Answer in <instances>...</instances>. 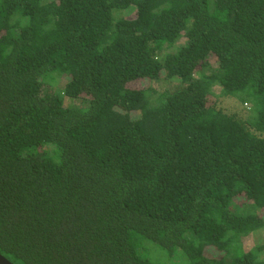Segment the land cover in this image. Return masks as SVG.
<instances>
[{
  "label": "trees",
  "instance_id": "1",
  "mask_svg": "<svg viewBox=\"0 0 264 264\" xmlns=\"http://www.w3.org/2000/svg\"><path fill=\"white\" fill-rule=\"evenodd\" d=\"M262 226L264 0H0L2 256L264 264Z\"/></svg>",
  "mask_w": 264,
  "mask_h": 264
},
{
  "label": "rangeland",
  "instance_id": "2",
  "mask_svg": "<svg viewBox=\"0 0 264 264\" xmlns=\"http://www.w3.org/2000/svg\"><path fill=\"white\" fill-rule=\"evenodd\" d=\"M132 14H133V12L130 15H132ZM165 81L159 79V82H156L155 80H152V82H151L148 80H144L143 78H136V79H133V80H130L129 82H127V86L131 87V88H141V87L151 83V84H153L154 87L158 88L159 90H161L165 87L172 88L173 85L177 86L176 82L174 80H172L174 82L173 85H172V81H169V83H166ZM61 83H62L61 80H59L57 82V84H61ZM65 102L68 103L69 99L66 98ZM263 238H264V226H262L260 229L256 230L253 233V235L251 236V238L245 239L244 244L246 245V247H250L251 245L254 244V242H257V240H258V242H261ZM150 246H151V248L149 249L148 255H150L151 257L157 258L162 253V249L158 245H155V244H151ZM204 252L208 255H215L216 254V250L211 246L206 247L204 249Z\"/></svg>",
  "mask_w": 264,
  "mask_h": 264
},
{
  "label": "water",
  "instance_id": "3",
  "mask_svg": "<svg viewBox=\"0 0 264 264\" xmlns=\"http://www.w3.org/2000/svg\"><path fill=\"white\" fill-rule=\"evenodd\" d=\"M0 264H13V263L0 254Z\"/></svg>",
  "mask_w": 264,
  "mask_h": 264
}]
</instances>
